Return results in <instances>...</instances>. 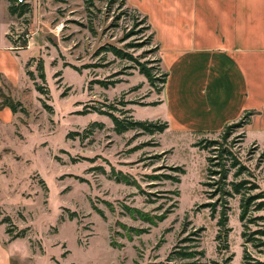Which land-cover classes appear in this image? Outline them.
Listing matches in <instances>:
<instances>
[{"label": "rangeland", "instance_id": "rangeland-1", "mask_svg": "<svg viewBox=\"0 0 264 264\" xmlns=\"http://www.w3.org/2000/svg\"><path fill=\"white\" fill-rule=\"evenodd\" d=\"M25 1L30 13L17 19L9 33L26 50L21 56L33 61L24 65L17 87L0 88L2 96L26 111L16 113L13 125L0 124V220L10 218L3 226H14L12 235L25 230L16 244L24 259L19 263L152 264L165 262L176 247H188L197 258L176 263L264 264V234H258L264 232V205L254 209L264 203V128L251 127L245 114L229 130L216 133L191 136L166 129L153 136L116 134L107 116L83 111L104 104L120 109L116 103L122 102L135 120L167 121L165 106H151L161 100L163 87L158 82L151 86L139 72V64L153 68L156 77L163 72L154 40L148 43L150 31L118 5L108 12V0L96 1L89 10L82 0ZM107 46L134 61L104 52ZM38 63L44 84L38 79ZM27 71L47 96L36 91ZM93 122L103 128L89 134ZM210 141L230 147L245 169L237 177L231 169L227 188L239 181L252 188L227 200L226 248L216 240L225 204L215 196L218 176L207 171L212 148L194 147ZM175 166L185 171L180 182L163 179L176 175L171 170ZM111 168L139 188L111 180ZM260 194L241 220L242 197ZM125 207L164 218L150 225ZM71 213L75 217L70 220Z\"/></svg>", "mask_w": 264, "mask_h": 264}, {"label": "crops", "instance_id": "crops-1", "mask_svg": "<svg viewBox=\"0 0 264 264\" xmlns=\"http://www.w3.org/2000/svg\"><path fill=\"white\" fill-rule=\"evenodd\" d=\"M146 17L167 73L159 105L168 129L180 135L216 133L245 114L264 128V0H126ZM0 88L17 87L29 57L16 50L10 29L17 18L0 0ZM0 107V124H14ZM0 224V264H22Z\"/></svg>", "mask_w": 264, "mask_h": 264}, {"label": "trees", "instance_id": "trees-1", "mask_svg": "<svg viewBox=\"0 0 264 264\" xmlns=\"http://www.w3.org/2000/svg\"><path fill=\"white\" fill-rule=\"evenodd\" d=\"M8 2V13L11 16H15L17 19H21L23 17H25L26 15H28L30 13V5L25 1L22 0L20 2H18V0H6ZM85 4V6H87V9H95L96 7V1H100V0H82ZM106 4L109 6L108 7V12H110L111 8L115 5H118L120 9H124L125 13H129L132 14V18L135 21V23H140V25H143V29L150 31V26L147 23V19L144 16H141L135 9H131L130 7L127 6L126 4V0H108L106 2ZM153 39V35L150 32L149 35V41L148 43ZM12 43L15 46V42L12 41ZM22 47V46H21ZM158 45L155 44L154 46V51L158 54ZM104 52H111L114 56H117L121 59H127L130 61H134L133 58L123 52H121L120 50H118L117 48L113 47V46H107L104 49ZM30 61H33V58H31L29 61L26 62L25 66L26 68L28 66H30ZM156 63H158L160 65L161 61L158 57V59H156ZM139 72L140 74H142L147 81L149 82V84L151 86H155V84L158 82L161 84V87L164 86L165 82H166V78H167V73L165 72H160L159 76L156 77L155 74H153L152 71H154L153 68H146L143 64H139ZM160 67V66H159ZM161 68V67H160ZM36 70L38 72V79L44 84L45 83V76H44V70H43V66L42 64L38 63L36 66ZM158 71V68L156 69ZM78 71V70H77ZM27 75L30 76V79L33 81L34 87L36 89V91L38 93H40L41 95H48V91L47 89L43 86V85H38L36 83V78L34 77L33 73L31 71H27L26 72ZM101 85L103 87H106L107 85L105 83H101ZM117 105H120L121 108L118 109L114 104H104L102 106L99 107H95V106H91L88 107V109H85V111H83L82 114H87V113H96L99 115H104L107 116L112 125H113V131L116 134H124L128 131H139L142 134L145 135H149V136H153L155 134H160L163 133L167 128H168V124L167 122H160V121H138L135 120L131 115H130V110L128 109H124L123 107L125 106L122 102H118L116 103ZM160 102L154 103L151 106H157L159 105ZM0 107H7L10 109V111L13 114H16L17 112H21V113H25L26 111L25 109L22 107V105L19 102H14L9 96H2L1 92H0ZM48 110H51L50 107H47ZM248 115V114H246ZM245 115V116H246ZM244 116V117H245ZM234 124L228 125L227 127H225L226 130H229ZM101 129L103 128V124L102 123H98V122H93L89 125V128L87 129V133L91 134L92 131L95 129ZM69 136H79L78 133H70ZM222 141H225L224 138ZM194 147H197L201 150H207L210 149V152L212 154L211 157H207L206 158V162L208 164V172H210L211 176L216 177L218 176V180L216 181V194L215 196L218 197V200L220 201V204L224 203L225 205H221V211L219 212V219L217 221V226L219 228L217 236H216V240L218 242H221V244H223V246L225 247V243H226V239H227V234L229 232L230 229L226 228V224H227V211H228V206H227V200L228 198H232L233 195H239L242 192L245 191H249L252 188H248L246 187V182L245 181H239V182H230L228 183V185L230 186V189L227 188V177L229 172L231 171V169H236V173H235V177L240 176L242 174V172L245 171L244 167H242V165L238 162V160L236 159L234 153H232V151L230 150V147H224V148H220V144L217 143L216 141H210L208 142V145H202L200 142L196 143L194 145ZM211 168H217V170H211ZM102 170V174H106L105 171L103 169ZM171 170L173 172H175V176H171V175H163V179L165 180H171L174 183H179L180 182V178L179 176L184 175L185 171L181 166H175L173 168H171ZM209 175V177H210ZM108 177L113 180L116 183H121V184H125V185H132L135 186L137 188H139L137 182L131 178H129L128 176L122 174L120 171H115L113 168H111ZM155 178V179H159L158 177H150ZM209 186L213 187L214 185H212L211 183H208ZM262 194L260 195H255L253 197L250 196H243L242 200H241V204H240V208H241V213H240V219L244 220L246 217V214L248 213V211L250 210L251 205L253 204V202L255 203V201L259 198H261ZM264 203H256V205H254V209L255 210H260L262 209ZM125 209L127 210H131V214H138L139 218L143 221L148 222L150 225H155V221H160L162 220L164 217L163 215L161 216H150L146 213H142L140 211H137L136 209H128L127 207H125ZM97 210V209H94ZM212 210H215L214 208ZM99 212V211H97ZM100 213V212H99ZM101 214V213H100ZM75 217L74 213H71L68 218L71 220ZM0 224H10V218L8 216H6L5 218L0 220ZM11 226V225H10ZM16 229L14 226L10 227V228H6L5 229V233L7 234V236L9 237V241H13L15 239H19V238H24L25 237V230H20L18 234L16 235H12V230ZM129 232H135L137 235L138 233L140 234L141 231H134L129 229ZM131 234V233H130ZM258 234H264V232H259ZM242 237L245 238V233H242ZM249 237V236H248ZM129 238H131V236L129 235ZM222 239V240H221ZM251 239V238H249ZM186 242H189L188 240L191 239H185ZM226 248V247H225ZM190 249V247H189ZM197 258V252L192 250V251H188V247H182V249H177V247L175 249H173L169 256L167 257L165 262H158V263H152V264H197L195 262H187V263H181V262H175V261H183V260H193Z\"/></svg>", "mask_w": 264, "mask_h": 264}, {"label": "built area", "instance_id": "built-area-1", "mask_svg": "<svg viewBox=\"0 0 264 264\" xmlns=\"http://www.w3.org/2000/svg\"><path fill=\"white\" fill-rule=\"evenodd\" d=\"M20 1H22V0H18V2H20ZM14 49H16V50H20L21 47H17V46L15 45V48H14Z\"/></svg>", "mask_w": 264, "mask_h": 264}]
</instances>
